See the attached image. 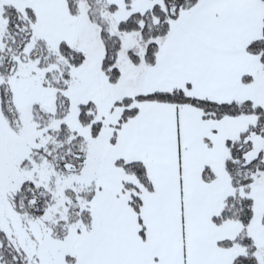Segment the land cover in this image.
<instances>
[{"label": "snow or ice", "instance_id": "obj_1", "mask_svg": "<svg viewBox=\"0 0 264 264\" xmlns=\"http://www.w3.org/2000/svg\"><path fill=\"white\" fill-rule=\"evenodd\" d=\"M0 264H264V0H0Z\"/></svg>", "mask_w": 264, "mask_h": 264}]
</instances>
